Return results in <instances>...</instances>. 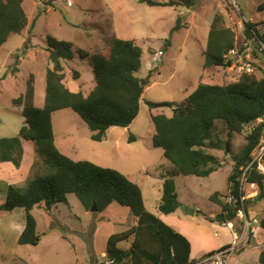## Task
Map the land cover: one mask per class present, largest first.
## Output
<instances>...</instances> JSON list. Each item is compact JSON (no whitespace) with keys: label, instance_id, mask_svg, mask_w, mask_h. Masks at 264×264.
<instances>
[{"label":"rangeland","instance_id":"obj_1","mask_svg":"<svg viewBox=\"0 0 264 264\" xmlns=\"http://www.w3.org/2000/svg\"><path fill=\"white\" fill-rule=\"evenodd\" d=\"M153 1L167 3L169 0ZM261 2L201 0L194 7L185 8L149 6L139 0H23L27 25L20 34H11L0 47V138L16 136L24 123L21 110L11 107V101L23 94L29 74L34 76V106L41 108L43 105L49 38L70 42L75 49L89 55L106 54L113 38L133 40L143 53L137 77L144 78L158 64L159 68L143 91L137 116L127 128L111 127L104 138L96 142L90 139L87 126L69 109L53 113L51 121L57 147L64 155L74 161H89L123 174L140 187L145 209L157 215L163 178L169 177L173 169L163 158L162 150L152 145L154 129L150 115L170 116L171 109H149L147 102L181 104L199 82L216 85L235 82L242 73L236 62L229 68L203 70L201 53L206 47L209 26L215 14H222L225 26L235 32L237 48H240L244 41L245 20L253 24L264 21V11L259 9ZM177 17H181L185 26L171 34ZM165 40L170 41L166 50ZM254 44L250 42V61L255 67L254 74L260 77L258 69L264 67V54ZM162 51L163 54L158 55ZM89 58L80 59L75 55L72 61L62 62L63 82L70 91L87 95L94 87ZM74 72L78 74L76 79H73ZM249 131L250 126H247L242 134L232 135L230 154L208 150L222 162V166L209 176L173 177L180 203L175 215L182 217L197 235L201 250L218 247L214 250L217 251L229 242V236L219 230L222 226L208 220L209 216L215 217L218 210L217 205L209 201V196L215 192L227 194L233 165L231 155L245 144ZM130 136L133 137L131 141ZM213 136L227 141L222 122L215 123ZM260 171L264 174L263 165ZM32 175L33 171H29L27 178ZM2 191L4 187L0 183V205L4 201ZM242 193L244 199H252L246 202L247 219L257 220V224H253L257 227L264 220V198L257 201L259 191L247 183L242 187ZM67 203L57 204L50 211L36 206L32 209L39 234L36 246L17 244L18 225L24 223L20 210L0 211V264H101L106 256L108 236L132 227L133 216L116 202L102 212L86 211L72 194L67 195ZM237 217L236 224L246 231L241 215L237 214ZM236 224L231 223L227 228H234ZM216 232L218 237L214 235ZM249 233L248 239L245 238L247 244L227 257L228 264H259L254 250L239 253L251 247L253 233ZM120 245L127 249L130 242Z\"/></svg>","mask_w":264,"mask_h":264},{"label":"trees","instance_id":"obj_2","mask_svg":"<svg viewBox=\"0 0 264 264\" xmlns=\"http://www.w3.org/2000/svg\"><path fill=\"white\" fill-rule=\"evenodd\" d=\"M200 1L169 0L158 3L139 0L149 6L185 8L194 7ZM22 3L23 0H0V47L11 34H20L27 25ZM259 9L264 11V0ZM184 26L181 17H177L170 33ZM263 28L264 21L260 24L244 23V40L259 38L264 42V35L259 32ZM236 42V34L225 26L223 15L215 14L209 26L206 47L201 53L203 70L231 67L228 53L236 48ZM169 45L170 41L165 40L164 50ZM254 46L258 49L256 44ZM47 51L49 67L45 73L42 107L34 106V76L29 74L23 94L11 101V107L21 110L24 123L16 136L0 138V163L9 162L16 169L22 160V142L33 144L34 159L30 168L33 175L21 184H3L5 198L0 211H24V228L17 244L36 246L39 242L36 220L31 214L35 206L42 204L45 211H50L57 204L68 205L67 195L72 194L86 211L94 206L96 212H102L116 202L126 207L136 219L133 227L107 238L105 253L115 264H195L215 253L211 251L197 260H191L189 241L145 209L141 189L136 183L114 169L85 160L74 161L55 145L51 116L66 109L82 120L91 133L90 139L96 142L101 141L111 127L127 128L137 116L141 95L150 85L159 64L144 78L137 77L142 65V50L133 40L118 38L112 39L106 54L89 55L75 49L70 42L54 38L47 40ZM75 55L80 59L90 56L95 85L87 95L81 91H70L63 82L62 62L72 61ZM258 70L260 77L254 73H241L235 82L228 85L199 82L181 104L147 102L149 109H171L170 116L150 115L154 129L152 145L162 150L163 158L173 168L169 177L163 178L158 213L170 215L180 206L174 176H209L222 165L218 157L208 153V150L230 154L232 135H240L250 126L252 129L245 136V144L231 155L233 165L228 177L227 194L215 192L209 196V201L218 205L220 212L215 217H208V220L226 225L237 221L239 211L247 215L246 202L250 199H244L242 205L239 202L240 197H244L239 177L240 168L250 163L252 152L264 134V125L258 123L264 113V69L261 67ZM77 77L74 72L73 79ZM216 122L225 125L227 141L213 136ZM129 140L133 137L130 136ZM262 164L264 166V157ZM246 182L264 198V174L257 169L256 163L251 166ZM260 226L264 229V220ZM124 242H130L127 249L119 246ZM258 262L264 264V247Z\"/></svg>","mask_w":264,"mask_h":264},{"label":"crops","instance_id":"obj_3","mask_svg":"<svg viewBox=\"0 0 264 264\" xmlns=\"http://www.w3.org/2000/svg\"><path fill=\"white\" fill-rule=\"evenodd\" d=\"M237 47L238 46H237V42H236V48ZM263 69H264V67H263ZM52 127H53V125H52ZM53 134H54V130H53ZM54 141H55V144H56V147H57V142H56L57 139H56V135L55 134H54ZM60 141H61L60 142L61 144L64 143V142H62V139ZM22 149H23V155H22V160H21L20 167L18 169L14 168V166L11 163H9V162L0 163V183L1 184H21L28 177V174H29V171H30V168H31V165H32V161H33V144L30 141H23L22 142ZM60 149H59V151H60ZM61 153H63V152H61ZM27 156H28V158H27ZM247 186H251L252 187L253 185H248L247 184ZM2 192L4 193L3 197L5 198V190L2 191ZM251 200L252 199H250V201ZM36 207L43 208V205L40 204L39 206H36ZM217 209L218 210H217L216 213L218 214L220 212V207L218 205H217ZM15 210L16 209L12 210L11 212H14ZM17 210H20L19 211L20 214H22V216L24 217V211L22 209H17ZM31 212H32V210H31ZM176 212H177V210L174 213L170 214V215H162V214L158 213L156 216L159 219H161L166 225H168L171 228H173L176 232L180 233L182 236H184L189 241V243H190V259L191 260H197L201 256H203V255H205V254H207V253H209L211 251H214L215 249L218 248L217 247V248L210 249V250H201L202 247L200 245L199 238L196 237L197 235L195 233H193V231H191L188 228L186 222L182 219V217H180L178 215L177 216L175 215ZM248 214H249V212L246 215L247 218H248ZM209 217L212 218L213 216H209ZM236 223H238V219L235 222V224ZM135 224H136V219L133 217L131 226L133 227ZM230 224L231 223L226 224V225H221L222 227L219 226V230L220 231H224L229 236V242H227L225 244H222V246L223 245H229L238 236L240 237V235H241L242 228L240 229V226L238 224H236V226L234 228H230L231 226L229 228H227V226H229ZM23 228H24V223L21 224V225L20 224L18 225L17 238L19 237V235L22 232ZM36 229H37V222H36ZM253 229H254L253 237H251V239H250V243H251L250 246L251 247L246 248L244 251L239 252V253L241 254V253H245L246 251L254 250L255 254H256L257 261H258V257H259L260 251L264 247V229H262L260 225H258L257 227H253ZM256 230H259V232L256 233ZM36 232H37V230H36ZM255 233H256V235H254ZM214 235H215V237H218V233L217 232ZM38 236H39V234H38ZM119 246L122 248L121 245H119ZM104 252H102L101 255H103ZM197 263H195V264H197Z\"/></svg>","mask_w":264,"mask_h":264},{"label":"built area","instance_id":"obj_4","mask_svg":"<svg viewBox=\"0 0 264 264\" xmlns=\"http://www.w3.org/2000/svg\"><path fill=\"white\" fill-rule=\"evenodd\" d=\"M67 3L69 4L70 1H67ZM245 23H248V21L245 20ZM261 35H264V28L261 29L260 32ZM250 42H255V44L258 46V50L263 53L264 52V42H262L259 38H253L251 40H244L242 43V46L240 48H234L232 50L229 51L228 53V57L229 59L232 60V65L233 63H237L238 64V69L240 71H242V73H246V74H252L255 72V67L252 64V62L250 61ZM242 50V51H241ZM158 55H161V52H158ZM249 58V59H248ZM258 123H262L264 125V113L263 116L261 117V119L258 120ZM252 129V127L250 128ZM264 157V134L260 139L259 144L257 145V147L254 149V151L252 152V160L250 161V163H248L246 166L241 167L240 171V177H239V183H240V190L242 191V187L244 186L246 182V178H247V174L251 168V166L256 163L257 164V169L260 171L261 167H262V159ZM222 164V162H220ZM253 187V186H252ZM230 200V199H229ZM244 201V197H240L239 202L243 203ZM241 215L242 218V222H243V227L244 230L242 229L241 235L240 237L237 239H235L229 246L222 248L218 251H216L215 253L208 255L207 257L201 259L198 261L197 264H204V263H212V264H228L227 263V257H229L230 255L235 254V252L239 249L240 246H243V244H247V240L248 236H249V232L253 233L254 229H253V224H257V220L252 219V220H248L247 216L239 211V213ZM243 239V241H242ZM101 264H115L114 260L111 258H108L107 256H103V259L100 261Z\"/></svg>","mask_w":264,"mask_h":264},{"label":"water","instance_id":"obj_5","mask_svg":"<svg viewBox=\"0 0 264 264\" xmlns=\"http://www.w3.org/2000/svg\"><path fill=\"white\" fill-rule=\"evenodd\" d=\"M256 199L259 201V200L263 199V196H262V195H257ZM90 211L95 212V211H96V208L93 206V207L90 209Z\"/></svg>","mask_w":264,"mask_h":264}]
</instances>
